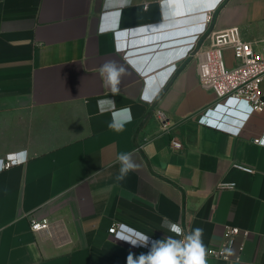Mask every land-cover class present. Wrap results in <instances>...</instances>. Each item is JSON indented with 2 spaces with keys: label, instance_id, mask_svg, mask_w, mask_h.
Wrapping results in <instances>:
<instances>
[{
  "label": "crops",
  "instance_id": "1",
  "mask_svg": "<svg viewBox=\"0 0 264 264\" xmlns=\"http://www.w3.org/2000/svg\"><path fill=\"white\" fill-rule=\"evenodd\" d=\"M228 28L264 53V0H0V264H127L137 242L182 238L165 218L203 228L207 251L239 229L207 264H264V110L202 89L190 56ZM109 60L126 69L115 95ZM122 152L140 167L118 182Z\"/></svg>",
  "mask_w": 264,
  "mask_h": 264
},
{
  "label": "built area",
  "instance_id": "2",
  "mask_svg": "<svg viewBox=\"0 0 264 264\" xmlns=\"http://www.w3.org/2000/svg\"><path fill=\"white\" fill-rule=\"evenodd\" d=\"M212 15L206 16V23H210ZM202 42L198 47L190 45V56L196 60L197 79L200 87L212 91L218 100L225 98L239 99L249 104L250 112L246 118L254 113L264 110V100L261 95V84L264 78V53L258 52L251 42L243 41L237 28H228L221 31H214L202 35ZM208 41L207 48L201 45ZM229 49L233 58L237 60V65L228 67L224 62V51ZM156 117L160 124L162 133H169L170 127L165 115L161 111L156 112ZM222 130L232 132L224 127ZM240 130V129H239ZM239 130L233 133H239ZM254 143L260 144L259 139H254ZM170 146L174 151L181 149V144L171 139ZM16 164L15 161L4 163L3 168L8 169ZM246 172L251 170L238 167ZM232 187V184L226 185ZM30 228L33 232L49 233L50 222L47 218L32 219ZM121 225L113 224L108 233L117 235ZM236 227L225 226L223 230V242L218 249H209L207 256L221 261H229L231 243L239 234Z\"/></svg>",
  "mask_w": 264,
  "mask_h": 264
},
{
  "label": "clouds",
  "instance_id": "3",
  "mask_svg": "<svg viewBox=\"0 0 264 264\" xmlns=\"http://www.w3.org/2000/svg\"><path fill=\"white\" fill-rule=\"evenodd\" d=\"M99 74L102 79L106 80L113 95L118 94L121 78L126 74L124 66L114 60H109L101 65ZM125 111L130 112V109H125ZM109 127L120 131L123 125L110 124ZM133 157L134 152H122L117 155L116 161L120 165V168L115 177L116 181H124L130 172L139 169L140 165ZM161 226L182 238L175 239L173 236H166L162 239L152 241L150 246L147 242H137L134 246L149 247V251L147 253H141L135 258L134 254L130 253L127 257V264H207V250L203 243V228L197 227L185 234L179 224L173 223L167 218L163 220ZM145 239L147 241L148 238ZM228 254L232 255L233 253L229 251Z\"/></svg>",
  "mask_w": 264,
  "mask_h": 264
},
{
  "label": "rangeland",
  "instance_id": "4",
  "mask_svg": "<svg viewBox=\"0 0 264 264\" xmlns=\"http://www.w3.org/2000/svg\"><path fill=\"white\" fill-rule=\"evenodd\" d=\"M224 62H225V64H226V59H224ZM237 63H238L237 60L234 59V66L237 65ZM226 66H227V65H226Z\"/></svg>",
  "mask_w": 264,
  "mask_h": 264
},
{
  "label": "snow or ice",
  "instance_id": "5",
  "mask_svg": "<svg viewBox=\"0 0 264 264\" xmlns=\"http://www.w3.org/2000/svg\"><path fill=\"white\" fill-rule=\"evenodd\" d=\"M213 2H216V0H213ZM147 98V97H146Z\"/></svg>",
  "mask_w": 264,
  "mask_h": 264
}]
</instances>
